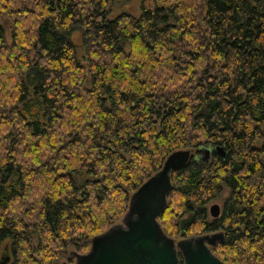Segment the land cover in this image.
<instances>
[{
	"label": "trees",
	"instance_id": "obj_1",
	"mask_svg": "<svg viewBox=\"0 0 264 264\" xmlns=\"http://www.w3.org/2000/svg\"><path fill=\"white\" fill-rule=\"evenodd\" d=\"M129 1L0 0V264H74L172 153L203 147L226 155L173 172L163 230L223 232V262L264 264V0L114 15Z\"/></svg>",
	"mask_w": 264,
	"mask_h": 264
},
{
	"label": "water",
	"instance_id": "obj_2",
	"mask_svg": "<svg viewBox=\"0 0 264 264\" xmlns=\"http://www.w3.org/2000/svg\"><path fill=\"white\" fill-rule=\"evenodd\" d=\"M214 151L226 155L225 149L219 147H203L202 155L192 150L172 153L161 171L133 194L122 222L95 236L88 253L72 254L75 264H227L212 251L224 242L223 232L176 240L165 233L159 221L168 205L173 172L192 160L207 162ZM210 215L214 219L221 217L222 207L211 205ZM9 260L8 257L3 264Z\"/></svg>",
	"mask_w": 264,
	"mask_h": 264
},
{
	"label": "rangeland",
	"instance_id": "obj_3",
	"mask_svg": "<svg viewBox=\"0 0 264 264\" xmlns=\"http://www.w3.org/2000/svg\"><path fill=\"white\" fill-rule=\"evenodd\" d=\"M124 4H125V6L123 4H119L118 6H116L115 11H114V15H117L122 10H126L127 12H130L131 14H133L135 16L138 15L139 0H131V1H129L127 3H124ZM72 38L76 42L78 47L80 48L79 50L82 51L81 50V45H82L81 33L80 32H75L73 34ZM214 203H217V204H219L221 206V202L220 201H215ZM74 264H75V261H74Z\"/></svg>",
	"mask_w": 264,
	"mask_h": 264
}]
</instances>
